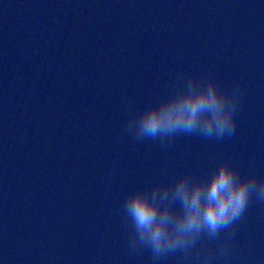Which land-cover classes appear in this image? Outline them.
Listing matches in <instances>:
<instances>
[{"label": "water", "instance_id": "1", "mask_svg": "<svg viewBox=\"0 0 264 264\" xmlns=\"http://www.w3.org/2000/svg\"><path fill=\"white\" fill-rule=\"evenodd\" d=\"M188 77L236 88L230 137L137 139ZM227 160L264 178V0H0V264H264V200L159 259L129 192Z\"/></svg>", "mask_w": 264, "mask_h": 264}, {"label": "clouds", "instance_id": "2", "mask_svg": "<svg viewBox=\"0 0 264 264\" xmlns=\"http://www.w3.org/2000/svg\"><path fill=\"white\" fill-rule=\"evenodd\" d=\"M238 100V88L228 94L214 79L188 77L159 102L133 114L128 130L137 139L195 133L219 140L235 133ZM253 193L264 200V178L242 176L227 160L203 179L184 174L150 190L129 192L123 209L134 229L131 244L149 247L156 259L190 250L202 234L214 238L229 229Z\"/></svg>", "mask_w": 264, "mask_h": 264}]
</instances>
